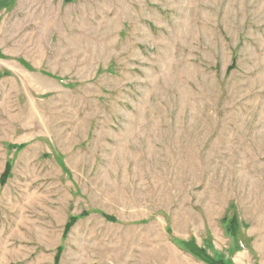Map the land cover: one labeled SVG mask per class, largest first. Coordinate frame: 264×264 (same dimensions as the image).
I'll use <instances>...</instances> for the list:
<instances>
[{"label":"rangeland","instance_id":"rangeland-1","mask_svg":"<svg viewBox=\"0 0 264 264\" xmlns=\"http://www.w3.org/2000/svg\"><path fill=\"white\" fill-rule=\"evenodd\" d=\"M189 247L264 264V0H0V264Z\"/></svg>","mask_w":264,"mask_h":264},{"label":"trees","instance_id":"trees-1","mask_svg":"<svg viewBox=\"0 0 264 264\" xmlns=\"http://www.w3.org/2000/svg\"><path fill=\"white\" fill-rule=\"evenodd\" d=\"M184 244H185V246H187L186 243H184ZM189 248H190L191 252H193L195 255L199 256L203 261H205L209 264H224V262L221 260L211 259L206 254L202 253L201 251H198V250L196 251L195 249H193L191 247H189Z\"/></svg>","mask_w":264,"mask_h":264}]
</instances>
